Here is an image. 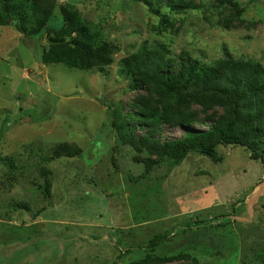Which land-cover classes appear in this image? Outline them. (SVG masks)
I'll list each match as a JSON object with an SVG mask.
<instances>
[{"label":"rangeland","instance_id":"obj_1","mask_svg":"<svg viewBox=\"0 0 264 264\" xmlns=\"http://www.w3.org/2000/svg\"><path fill=\"white\" fill-rule=\"evenodd\" d=\"M40 1L56 6L51 28L61 26L60 7L70 3L120 50L104 73L45 65L46 33L27 38L15 24L0 26V156L19 167L12 174L0 163V264H132L158 234L172 236L154 255L189 256L171 264H264L260 161L242 146L223 145L217 160L192 153L143 177L146 155L119 142L110 113L136 112L150 96L147 86L129 90L120 72L123 58L145 43L166 45L169 58L264 66V0H236L245 11L229 28L219 25L231 14L220 0H189L198 8L184 12L167 0L155 11L136 0ZM193 108L201 118L223 111ZM183 134L164 130L166 139ZM62 143L80 147L82 156L47 163L45 154ZM47 180L49 197L41 188ZM223 215L232 216L228 224L201 225Z\"/></svg>","mask_w":264,"mask_h":264},{"label":"trees","instance_id":"obj_2","mask_svg":"<svg viewBox=\"0 0 264 264\" xmlns=\"http://www.w3.org/2000/svg\"><path fill=\"white\" fill-rule=\"evenodd\" d=\"M136 1L153 11L159 6L157 2H162ZM167 2L176 12L198 8L189 0ZM220 2L228 3L231 13L222 18L220 26L229 28L233 22L241 21L245 10L236 0ZM55 9L54 3L40 0H0V26L15 24L17 31L27 38L46 33L48 47L41 53L45 65L60 64L68 69L104 73L114 62L120 46L110 41L101 27L84 20L70 3L60 7L61 26L51 28L49 24L56 16ZM168 54L162 43L157 47L145 43L123 58L120 72L129 80V90L139 92L147 86L151 94L139 100L140 108L136 112L126 113L118 107L110 110L119 142L130 146L137 155H146L141 160L145 167L143 177L167 163L171 168L178 166L192 153L217 160L218 147L223 145L242 146L252 160L264 165V66L254 60L233 58L207 64L188 54L180 59L169 58ZM195 105L205 114L215 108L223 111L220 115L201 118L193 108ZM197 123L203 128H196ZM166 127L182 129L184 134L176 139H166ZM81 153L80 147L62 143L50 148L45 160L48 163L58 158H78ZM0 163L12 174L19 170L12 156H0ZM41 188L49 197L48 180ZM18 207L28 209L25 203H19ZM229 217L232 216L213 217L206 221L209 224L202 222L201 225L215 226L213 219L228 224ZM196 223L199 225L200 222ZM171 236L155 235L144 246L148 255L132 264H171L189 258L187 254L154 255L156 248L169 242Z\"/></svg>","mask_w":264,"mask_h":264}]
</instances>
